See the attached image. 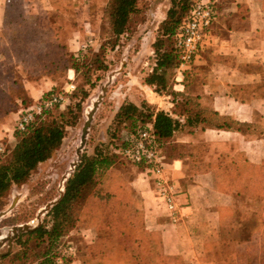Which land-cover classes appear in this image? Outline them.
<instances>
[{
	"label": "crops",
	"instance_id": "0c3cea01",
	"mask_svg": "<svg viewBox=\"0 0 264 264\" xmlns=\"http://www.w3.org/2000/svg\"><path fill=\"white\" fill-rule=\"evenodd\" d=\"M166 1L168 11L170 0ZM215 1L217 17L193 62L188 81L184 83L190 70L186 67L175 71L161 94L144 81L139 83L141 92L132 87L135 83H130L129 94L115 112L116 115L127 102L137 108L146 106L154 116L164 112L181 122L180 130L166 141L162 151L165 176L176 195L177 223L170 221L143 173L137 171L128 183L143 212L146 229L159 235L165 256L177 258L173 264H239L240 256L251 249L261 251L264 243V191L252 196L234 189L223 191L221 188L233 185L227 182L229 177L214 172L221 157L255 166L264 163V0ZM165 18L166 15L162 21ZM47 21L37 23V27L52 28ZM80 27L81 24L74 26L68 34L62 31L59 36L61 45L75 58L83 53V34L89 25L84 26V31ZM156 37L151 32L147 46L151 47ZM16 69L15 65L5 68L8 93L20 108L23 102L37 104L56 88L53 78L22 80ZM151 72L152 69L143 77ZM74 78V72L69 70L63 82L68 86ZM184 100L200 111L233 123L234 128H190V115L181 104ZM19 116L9 113L0 117L1 144L14 141ZM177 147L185 150L182 155L177 154ZM261 255L259 252L256 264H260Z\"/></svg>",
	"mask_w": 264,
	"mask_h": 264
},
{
	"label": "trees",
	"instance_id": "16d2710c",
	"mask_svg": "<svg viewBox=\"0 0 264 264\" xmlns=\"http://www.w3.org/2000/svg\"><path fill=\"white\" fill-rule=\"evenodd\" d=\"M194 1L170 0L166 18L159 25L156 40L152 45L155 56L152 72L144 80L147 85L155 87L157 94L166 91L173 80L175 71L179 68L178 54L172 41L190 17ZM138 2L139 0H109L105 15L109 20L111 39L119 41L130 35L132 18L138 12ZM2 8L4 39H0V117L9 113L22 114L20 106L8 94L9 81L6 66L13 62L18 65V61L32 58L38 62L48 58L41 54L42 47L56 48L59 52L64 50V47L59 45L55 32L44 31L37 27L38 20L30 11L29 0H4ZM112 42H109L112 44L111 51L118 46L117 42ZM83 58L79 55L77 60L72 59L70 63H66L61 55L59 61L50 62L47 68L52 69L54 74L55 71L65 73L71 70L76 76L79 72V63ZM97 59H99L98 56H96ZM195 59L188 66L190 70L189 73L186 72L184 83L190 77ZM84 68L88 74L90 69L87 66ZM99 70H106L102 63L97 71ZM32 76L36 80L44 76L53 77L48 72L35 70V73L29 74V78L25 80L29 81ZM82 95L85 97L86 93L82 92ZM48 96L49 94L45 95V98ZM181 104L190 115V123H187L190 128L198 125L216 130L234 128L233 123L217 115L200 111L192 102L184 100ZM80 113L79 103L66 108V113L56 117L50 112L45 113L43 119L30 124L24 133L15 131L14 141L4 146V153L0 155L3 157L0 161V202L8 196L14 186L24 185L38 166L46 163L61 147L67 135V129L76 125ZM114 125L122 127L121 136L117 140L114 138L109 145L98 147L92 156L82 157L66 183L62 200L47 214L52 223L51 228L41 226L32 233L18 236L14 241V251L11 255L2 258L0 264H28L27 260H22L24 252L16 253V248L26 247L25 244H21V239L25 236L38 242V247L45 241L49 245L46 252L34 258L36 261L33 264H59L60 258L55 255L60 248L59 242L76 224L78 218L82 219L84 226L91 228L95 240L86 247L87 255L81 259L80 264H173L177 262V258L163 254L159 235L146 229L143 212L139 208L135 192L121 177L110 176L107 192L95 197L93 209L86 205L85 201L99 179L110 170L112 171L116 158L120 157L119 153L126 146L123 142L124 135L132 136L138 127L151 126L158 146L163 151L166 141L175 131L180 130L181 122L173 120L164 112H158L154 116L146 106L137 108L125 102L114 118ZM184 151L177 147V154L182 155ZM225 159L221 157L218 165L214 166L215 174L229 177L227 182L233 185L230 188H221L223 191L234 189L239 194L252 196L264 188V163L255 166L237 161L229 162ZM132 166L142 173L139 166ZM237 181H240V186L237 185ZM87 207L90 209L87 210ZM118 247L127 257L125 263L122 262V257L118 258L114 253ZM259 252L262 254L260 264H264V243L261 251L251 249L240 256L239 264H256Z\"/></svg>",
	"mask_w": 264,
	"mask_h": 264
},
{
	"label": "rangeland",
	"instance_id": "374dc122",
	"mask_svg": "<svg viewBox=\"0 0 264 264\" xmlns=\"http://www.w3.org/2000/svg\"><path fill=\"white\" fill-rule=\"evenodd\" d=\"M108 2L109 0H29L30 11L32 10V14L37 18V23L45 24L44 21L48 20L47 23L51 24L52 28L47 27L48 30L44 31L55 32V37L61 47H64L59 42L62 31L68 34L74 26L77 28L79 24H81V31H84V26L89 25L86 33L83 34V46H87L81 54L84 58L79 63L78 74L71 82L74 91L69 89L71 84L67 86L63 82V78L67 77L68 71L65 73L55 71L54 74L52 69L47 68L50 62L59 61L61 55H63V60L66 63H70L72 59L77 60L78 57L75 58L70 55L66 51V47L60 52L49 46L42 47L41 54L46 55L48 58L41 59L39 62L32 58L22 60V62L18 61V65H15V62L9 65L16 66L19 75L17 76L22 80L29 78V74L33 75L35 70L53 75L49 78H53L57 85L54 91L49 94H61L64 100L61 107L50 111L52 116L56 117L59 114L66 113V108L79 103L81 113L78 116L76 125L67 129V135L61 147L52 154V157L46 163L39 165L24 185L14 186L8 196L0 202V212H4L9 208L15 196H20L15 209L0 220V230L30 224L36 220L37 214L45 206L57 200L61 192L64 193L66 183L75 170L70 172V175L64 181L62 180L69 172L70 165L77 160L76 150L80 143L81 130L86 121V113L101 94V88L108 82L109 75L117 72L124 62L123 70L113 78L108 92L94 116L81 159L84 155L92 156L98 147L109 145L114 138V140H117L121 136L122 127L114 125L118 103L123 100L125 94H129L130 83H135L132 87L141 92L139 83L145 80L143 76H146L148 71L152 69L155 59L152 46H147L150 33L157 35L160 22L166 15L168 4L166 0H139L138 12L131 21L130 35L115 41L114 38L111 39L109 20L105 15ZM0 36L3 40L4 31L2 27H0ZM112 41L117 42L118 46L111 51L112 44H109V42ZM96 56L99 59L96 60ZM101 63L106 70L97 71ZM84 66L90 69L88 74H86L87 70ZM44 77L36 80L32 76L29 81L39 82ZM82 92L86 93L85 97ZM30 106L32 104L24 102L21 111ZM2 159L3 157L0 156V161ZM111 169L112 171L110 170L104 177L100 178L98 184L87 195L86 205L91 206L92 209L95 206L93 203L95 197L102 196L107 192L111 175L119 176L129 183L137 172L132 165L120 157L116 158L115 165ZM261 191H264V188ZM89 209L90 207H87V210ZM51 225V220L46 214L42 218L39 228L46 226L50 229ZM94 241L91 228L84 226L82 219L78 218L76 224L59 242L60 248L55 254L60 258L59 264H73L74 262L80 264L81 259L87 255L86 247ZM37 243L34 239L25 236L21 239V244H25L26 247L24 249L16 248V253L24 252L22 260L25 259L28 264L29 262L33 264L36 261L34 258L39 254H43L49 248L47 241L40 247L37 246ZM14 244L15 242H13V247ZM6 250L7 247L5 246L0 252L6 253ZM121 251L122 249L118 247L114 253L118 258L122 257V262L125 263L127 257ZM12 252L13 250L7 256L11 255Z\"/></svg>",
	"mask_w": 264,
	"mask_h": 264
},
{
	"label": "built area",
	"instance_id": "2783aa9c",
	"mask_svg": "<svg viewBox=\"0 0 264 264\" xmlns=\"http://www.w3.org/2000/svg\"><path fill=\"white\" fill-rule=\"evenodd\" d=\"M215 7V0H196L190 17L174 37L172 45L178 54L179 71L188 67L199 55L217 17ZM86 47V45L82 46L81 51L84 52ZM69 89L74 91V86L71 84ZM63 100L61 94H49L37 104L23 109L17 120L15 131L24 133L30 124L43 119L45 113L61 107ZM123 142L126 146L119 153L120 157L127 163L142 169L144 176L151 181L156 198L164 204L170 221L173 224L177 223L176 195L173 186L165 176V158L151 126L138 127L134 135H124ZM3 153L4 145L0 143V155Z\"/></svg>",
	"mask_w": 264,
	"mask_h": 264
},
{
	"label": "water",
	"instance_id": "95a60500",
	"mask_svg": "<svg viewBox=\"0 0 264 264\" xmlns=\"http://www.w3.org/2000/svg\"><path fill=\"white\" fill-rule=\"evenodd\" d=\"M123 68H124V62L122 63L121 68L117 72H114V73L109 75L108 82L101 88V94L97 97L96 101L92 104V108L86 113V121H85L83 128L81 130L80 143H79V146L76 150L77 160L70 165V170H69L68 174L65 175V177L63 178L62 181H64L67 178V176L70 175V172H73L75 170V168L77 167V165L79 164L80 159H81V155H82V151L85 147L87 137L89 134V130H90L91 124L93 122L94 116H95L97 110L99 109V107L101 106L102 101L108 92V88L111 85L113 78L116 75L120 74L121 71L123 70ZM63 196H64V193L61 192L59 198L57 200L49 203L47 206H45V208H43L37 214L36 220L31 222L30 224L22 225V226H16L13 228H5V229L0 230V250L5 246L7 247L6 253L0 252V260L2 258H4L5 256H7L12 251L13 242L19 235L32 233L37 228H39V226L42 223V218L46 214H48L51 211V209L53 207H55L62 200ZM19 200H20V196H15V198L11 202L9 208L4 212H0V220L3 219L5 216H7V214L11 213L15 209V207L19 203Z\"/></svg>",
	"mask_w": 264,
	"mask_h": 264
},
{
	"label": "bare ground",
	"instance_id": "6f19581e",
	"mask_svg": "<svg viewBox=\"0 0 264 264\" xmlns=\"http://www.w3.org/2000/svg\"><path fill=\"white\" fill-rule=\"evenodd\" d=\"M69 170H70V168H69ZM68 174V173H67Z\"/></svg>",
	"mask_w": 264,
	"mask_h": 264
}]
</instances>
